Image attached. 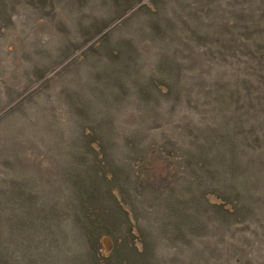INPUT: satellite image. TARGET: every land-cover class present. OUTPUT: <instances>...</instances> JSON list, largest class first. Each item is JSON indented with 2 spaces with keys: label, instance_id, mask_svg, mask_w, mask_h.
I'll return each instance as SVG.
<instances>
[{
  "label": "rangeland",
  "instance_id": "374dc122",
  "mask_svg": "<svg viewBox=\"0 0 264 264\" xmlns=\"http://www.w3.org/2000/svg\"><path fill=\"white\" fill-rule=\"evenodd\" d=\"M140 1V4L154 11L150 0ZM190 2L196 3L199 8L197 14L191 17L187 15ZM140 4L132 6L100 34L58 63L62 58H57L63 56L62 52L81 43L82 33L96 31L101 24L125 11L127 5L124 0H0V80L5 82H0L2 242L4 245L11 242L9 219L7 222L9 214L14 213L12 221L21 214L29 218L33 216L32 210L36 209L39 201L46 206L53 203L62 205L76 198L77 194L80 196L84 188L91 191L87 184H93L98 187L96 200H89L86 206L95 227L88 229V233L95 241L93 246L100 264H114L113 249L122 240L134 249L126 258L132 260L133 252H141L142 244L130 206L139 212L140 227L153 231L150 241L155 245L153 256L160 261L159 264H185L201 252L203 255L199 257L204 264H236L235 256L240 257V264H264V217L262 225L257 220L235 225L232 223L234 217H224L228 221L224 224L219 218L203 212L199 217L202 228L197 235L186 240L167 241L156 235L158 226L152 219L154 211L147 205L150 190L135 194V187L139 183L158 187L170 182L173 177L176 167L173 160L163 158L159 152L163 140L167 141L166 150L168 147L177 148V152L181 153L188 146L191 135L188 128L190 131L207 126L220 128L223 123L221 117L226 120L228 116V121H233L237 113L246 118L245 123L258 119L264 125V64L259 67V55L264 52L259 49V45L264 43V0H156L157 16L141 9L119 27L120 22ZM164 18H169L176 30L188 32L185 27H191L190 31L197 29L196 33L204 36L201 42L203 46L192 48L190 55L183 45L186 41L174 43L169 42L168 38L149 37V23L153 19ZM183 20L191 25L184 27ZM111 30L109 38L102 43L98 41L99 36ZM144 34L146 36L141 37ZM115 38H132L137 51L148 59L147 65L130 66L131 71L125 73L130 86H140L137 70H140L141 81L145 75L154 74L153 67L158 66V56L165 59L172 72L177 70V67H173L174 62L184 64L183 75H172L168 71L161 74L162 84L169 77V81H165L169 91L167 94H164L167 91L165 85L157 86L162 95L154 97V91L151 88L149 91L142 84L144 92L139 95L144 100L129 98L125 92L117 93L118 98L111 106H101L99 112L95 106L93 110L77 115L71 102L79 104L74 91L87 88L93 73L98 72L99 67L103 68V64L106 66L108 61L104 59L102 50L109 40ZM89 45L93 50L83 54ZM169 52L174 54L171 63ZM49 62L58 64L6 104L11 96L26 88L27 80L32 76L27 73L34 74L39 66L43 67ZM68 62L69 66L66 67ZM238 63L245 67V75L240 79L251 80L248 87L251 90L250 99L244 97L246 106L239 109L227 92L222 93L216 88L233 105H228L225 112L220 110L219 105L212 109L209 104L219 102L211 94L210 99L206 100V96L201 95L203 90L200 84L206 86L215 83L213 86H217L219 81L234 82L240 73V70L237 71ZM43 81L45 84L41 86ZM28 94L30 96L26 98ZM93 122L99 130L98 136L106 144L107 158L112 162L110 159L106 161L99 152L100 143L89 137L92 136ZM98 122L99 128L96 126ZM241 129L244 130V125ZM133 131L139 133L134 143L130 144L129 136ZM140 151L141 156L138 154ZM138 158L140 161L136 162V172L128 162ZM71 162H74L73 171L77 167L81 172L83 168L79 181L66 171ZM107 187L110 188L108 193ZM18 188H23L25 196L33 194L34 200L21 202L17 198L13 201L11 192ZM110 196L119 209L114 206ZM205 198L210 204L222 205L224 209L232 211L230 204H223L210 192ZM261 198L263 201L259 202L264 203V196ZM66 219L63 224L67 223L66 226L71 227L70 233L74 235L66 240L58 234L56 245L52 247L53 254H43L42 247L40 250L43 257L54 264H64L79 251L86 252L81 251L78 245L79 228L72 227V216L69 214ZM103 230L111 233V236ZM64 244L67 247L62 252ZM68 244L73 246L69 248ZM22 249L26 252L25 248ZM229 249L233 253H229ZM108 257L109 261L106 260Z\"/></svg>",
  "mask_w": 264,
  "mask_h": 264
},
{
  "label": "trees",
  "instance_id": "16d2710c",
  "mask_svg": "<svg viewBox=\"0 0 264 264\" xmlns=\"http://www.w3.org/2000/svg\"><path fill=\"white\" fill-rule=\"evenodd\" d=\"M155 1L156 0H150L154 8V11H151L145 5L140 4V0H124L127 5V8H124L125 11H122L119 15H115V17L109 19L106 23L101 24V28L99 27L96 31H85L82 33L81 43L75 48L71 46L62 52L63 56L57 58V60L62 58L58 63L70 57L74 51L88 43L95 35L100 34L107 26L122 17L126 11L136 4L140 5H138V7L127 16V18L120 22L121 24H119V27L125 24L133 14L141 9H146L151 15L157 16L156 12L158 11V8ZM188 6L189 13H187V15H189V17H191L190 15H196L199 10L198 5L194 2H190L188 3ZM170 22L171 20L169 18H164L162 20L153 19V21L149 23L151 31L149 37L156 36L160 38H168L169 42L186 41L183 45L186 46L190 55L193 53L191 51L192 48L203 46V44H201V42L204 41L203 34L196 33L197 29L190 31L191 27H185L191 24L183 20L182 24L185 29L188 30V32H186L176 30ZM113 30L110 32H104L98 37V41L102 43L109 38V34ZM167 33L169 34L167 35ZM145 36L146 34L141 37ZM90 49L93 50V47L91 45L87 46L83 54L91 51ZM259 49L264 50V43L259 45ZM45 51L46 53L49 52L48 50H44V52ZM261 53L262 54L259 55V67L261 64H264V52ZM102 55L104 56V59L108 61V63H105L106 66L108 64L110 65L104 67L103 64V68L99 67V71L93 73L90 78L87 88L74 91L77 95L76 100H79V104L72 100L71 102L74 104L73 108L77 111V115H80L87 110H93L95 106L98 108V112L101 106L103 108L111 106L118 98L117 95L122 94V92H125L124 94L128 95V97H136L138 100L139 98L142 99L139 95L144 92L142 84H144L145 88L149 89V91L150 88L152 89V92L154 91V97L161 96L162 94L157 86L161 84L167 87L165 81H169V77L168 79L166 77L162 84L163 78L161 79V74L163 75L168 71L172 75L176 73L178 76H181L183 75V70H185L183 67L184 64L177 61L176 63H173V67H177V70L174 69L175 72H172L173 69L165 64V59L163 60L161 56H158L156 60L158 66L157 68L153 67L154 74L152 73L145 75L144 77L142 76L143 79L141 81V75L138 73L140 70H137L136 74L140 76V78H137L140 86L135 87V85L130 86V83L126 81V78L124 77L125 73L131 71L130 66H134L135 68L137 64H140V66L147 65L148 59L143 57L140 54V51H137V47L132 38H117L116 40H109L102 50ZM169 58L171 63L174 59V54L172 52H169L168 59ZM52 61L53 60L50 62ZM69 62L66 67L69 66ZM49 63H46L43 67L39 66L38 71L34 74L27 73L32 76H29L26 88L11 96L6 104L19 97L27 87L38 82L43 78L46 72L58 64ZM165 67H167V70ZM244 68L245 67L240 66V63H238L237 71L240 70V73H238V77H236L234 82L229 80L219 81L217 82V86L215 85L216 87L213 86L215 83L206 86L200 84V87H202L203 90L201 95L203 97L206 96V100H208V98L210 99L211 94V96L219 102H211L209 106L212 109L217 108L219 105L220 110L225 112L229 108L228 105L234 104V106L239 109L246 106L243 98L247 97L250 99L249 91L251 90H248V87L251 85V80L249 78L248 81L240 79L241 76L245 75ZM257 69H253V71ZM44 81L40 84L41 86L45 84ZM0 82L2 84L5 83L3 80H0ZM74 88H71L70 90H73ZM216 88L222 93L227 92L229 96L234 99L233 104L228 101L226 95L215 90ZM168 92L167 87V91L164 94H167ZM30 94H28L26 98H28ZM221 119L222 120L220 121L223 123L220 128L207 126L196 128L193 131H190V128H188L187 131L191 134L188 138V146L187 149L181 153L177 152V148L168 147V150H166L164 147H167L165 144L167 141L163 140L162 146H159V152L163 158L173 160V163L176 166L175 171L172 174L173 177L170 179V182L158 187H153L148 183H139L136 185V195H139L145 189L150 190V198L147 205L152 211H154V213H152V219L158 226L157 237L159 236L167 241H172L180 239L186 240L193 235H197L202 228L199 217L203 212L207 215L219 218L224 224L228 223V221L224 220V217H234V219H232L234 222L232 223L235 225H240L241 223L245 224L249 221L253 222L256 220L259 224H263L264 203L259 201H263L261 197L264 196V186H262L264 172V125L258 119H253L251 122L248 120V122L245 123L246 118L241 113H237L234 116L233 121H228V116L226 117V120L222 117ZM228 123L232 125H227ZM94 125L95 123L93 122L91 124L92 132H90V135L92 136L89 137L93 141H98L100 143L99 152L104 155V159L108 161L110 158H107L106 144L101 141L102 137L98 136L99 130H97ZM242 125H244V130L241 129ZM96 126L99 128V122ZM232 126H235V128ZM138 133V131H133L130 133L131 135L129 134L130 144L134 143L135 137H137ZM110 135L112 134L110 133ZM107 136L109 135L107 134ZM168 143L172 145L174 144L171 142ZM141 152L142 151L138 153L139 156L142 155L140 154ZM139 161V158L130 162L126 160V162L129 163V166H132L134 169L133 171L136 172H138L136 162ZM110 162H112V160ZM73 163L74 162H71L68 165L66 171L70 173L71 176L74 175V179L79 181L80 176L83 173V168H81V172H78L77 167L76 171H73ZM129 166L127 167L129 168ZM133 177L135 176L133 175ZM9 183H11L10 180ZM229 184L231 185L229 186ZM87 187L90 188L91 191L84 188L80 195L81 198L77 194L76 198L67 200L62 205H55V203H53L50 206H46L44 204L41 205L42 202L39 201L38 206H35L36 209L32 210L33 216L29 218L28 216L21 214L14 217V220L12 221L14 213L12 215L9 214L7 222L9 219V234L11 242L9 245H4L0 236V264H54L45 259L40 250L42 247L43 254H53V248L56 245L55 241L58 240V234L64 236V239L66 238V240L68 237L74 235L70 233L71 227H67V223L63 224V222L67 220L66 217L69 214L72 216V227L79 228L80 242L78 245L81 251L85 250L86 252L79 251L64 264H100L96 256V249L93 246L95 241L90 238V234L88 233V229L92 230L95 225L86 206V202L89 200H96L95 193L98 187L93 184H87ZM109 187H107V193L110 190ZM208 192L219 198L223 204H230L232 211L224 209L222 205L208 203L205 198V195ZM11 194L13 201L17 198H19L21 202H26L28 199L31 201L34 200L33 194L29 196L27 194L26 196L24 195L23 188H18L17 190L12 191ZM111 199L114 202V206L119 209L117 202L112 197ZM18 205L20 206L22 204L18 203ZM8 206H10L9 201ZM130 207L135 223V229L142 244V250L139 253L133 252L134 258L130 260L126 258V256L134 249L127 243L124 244L122 240V243L118 244L113 249L112 260L116 259V261H113L114 264H159L160 261L153 256L155 245L150 241L153 231L151 232L144 226V228L140 227L138 220L139 212L138 210L136 212L133 206ZM121 214L122 216H125L124 212H121ZM22 216H24V218ZM103 231L109 233L106 230ZM109 236H111V233H109ZM129 236L132 237L130 233ZM262 236H264V234H262ZM70 246L72 247L73 245H69V248ZM66 247L67 244H64L62 252L65 251ZM22 248H25L26 252L23 251ZM228 251L229 253H233L230 249ZM115 253H118V255H116L117 257L115 256ZM199 255H203L202 252ZM199 255L194 257V259H188L185 264H204L203 261H200L201 258ZM108 259L109 257L106 260L109 261ZM235 263H241L240 257L238 258L235 256Z\"/></svg>",
  "mask_w": 264,
  "mask_h": 264
}]
</instances>
